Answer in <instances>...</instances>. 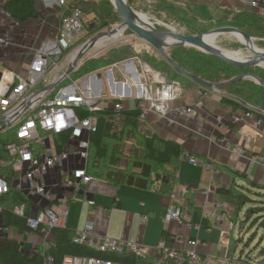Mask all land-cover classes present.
I'll return each instance as SVG.
<instances>
[{
    "label": "crops",
    "instance_id": "crops-1",
    "mask_svg": "<svg viewBox=\"0 0 264 264\" xmlns=\"http://www.w3.org/2000/svg\"><path fill=\"white\" fill-rule=\"evenodd\" d=\"M7 1L0 0V37L3 39L0 42V73L3 68H8L16 74L24 75L33 50L42 41L56 36L64 7L58 5L56 0H34L38 17L20 22L4 9ZM130 5L148 20L155 22L157 28L165 29L174 24L199 33L221 27L241 30L244 27L241 17L246 14L255 13L264 17V3L252 7L243 0H130ZM87 16H84V21ZM105 38L111 42L110 37H103L99 41ZM142 43L140 41L138 47L140 52L143 48L148 49ZM96 46L100 45L97 43ZM144 65L147 64L136 56L129 61L112 64L106 70L105 81L103 75L100 82L96 78L92 79L96 74L92 73L76 83H79L81 89L89 90L107 101L109 108H113L112 100L120 101L122 109L134 108L140 101L138 85L146 82ZM121 82L125 83V88L124 96L119 99ZM222 93L216 87L205 89L193 86L186 90L180 87L179 96L169 102L165 118L148 112L144 118L139 116L141 125L135 130L139 136L156 135L178 143L195 157L211 163L212 170L193 166L186 160L180 161L175 169L167 165L163 171L173 175L175 185L172 192L166 194L160 191L162 184L154 174L147 188L124 183L112 184L96 173L97 169H89L86 161V169L92 179L74 189L64 185V179L74 168L83 167L85 163L71 153L62 166L51 168L41 179V183L50 192V199L24 191L27 187L25 180L21 181L22 189H18L17 176L13 187L22 191L30 200L29 217L43 207H50L57 212L67 207L68 213L60 226L76 231L86 222H92L96 235L136 241L146 249H152L162 239L195 235L193 230L176 222L164 221L163 215L170 203L179 209L196 210L200 221L206 218L208 225L215 226V209H227L231 215L234 209H238L228 194L218 192L217 189L240 190V187L247 186L237 173L264 186V120L255 113L232 110L220 101ZM197 99H201L203 105L194 116L178 113L179 107L191 105ZM66 141H63L62 149L72 151L74 141ZM134 147L137 146L133 139L125 141L124 155L130 157ZM236 147L243 153L236 150ZM122 158L120 166L124 167L128 158ZM89 200L93 204H88ZM0 235L15 237L22 249L30 253H34L37 247L46 246L47 241L53 239L52 234L45 238L42 230L33 229L20 234L16 227L3 226L1 218ZM197 235L200 251L212 254L222 251L220 236L216 231H200ZM151 251L143 260L151 263L154 254ZM67 259L64 264H67Z\"/></svg>",
    "mask_w": 264,
    "mask_h": 264
},
{
    "label": "built area",
    "instance_id": "built-area-1",
    "mask_svg": "<svg viewBox=\"0 0 264 264\" xmlns=\"http://www.w3.org/2000/svg\"><path fill=\"white\" fill-rule=\"evenodd\" d=\"M58 5L65 6V0H56ZM252 7L264 3V0H243ZM83 13L79 8L61 16L58 32L52 39H46L33 50L32 57L24 75L3 68L0 73V132H11L13 138L6 144V150L14 159V168L18 171L17 188L22 189L21 181L27 182L24 189L27 193H36L44 199H50V192L41 183L43 176L53 167L62 166L71 153L76 154L84 163L83 167L74 168L64 179V185L77 189L80 184L88 183L92 177L86 171V161L89 156V134L96 130V114L106 109L109 104L99 95L83 90L70 74L63 77L72 56L66 59L64 69L59 61L64 53H68L73 43L79 40L83 32ZM141 44L148 49L151 46L137 36L132 38L135 46ZM0 42L3 39L0 37ZM76 67V66H75ZM75 67L73 70H75ZM56 73L51 79L49 75ZM146 82L139 83L140 101L138 109L140 117L148 112H154L166 117L169 102L176 99L180 93L179 83L166 79L160 72L144 65ZM55 87L48 88L59 79ZM67 81L66 84H63ZM62 83V84H61ZM121 94L124 96L125 83H120ZM203 105L201 99L193 104L177 109L180 115L194 116ZM115 110L122 109L120 101L112 100ZM85 114V115H84ZM248 114V113H247ZM246 114V115H247ZM237 119V118H236ZM66 134L67 141H74L72 151L56 150L55 136ZM66 141V142H67ZM240 153L243 151L236 147ZM186 161L206 170H212V165L198 157L187 155ZM9 191L5 178L0 176V200ZM88 204H93L92 200ZM14 212L22 215L24 205H17ZM215 226H204L200 220H193V209H179L170 203L164 212L165 222H176L178 225L195 232L194 236L175 237L170 240H160L152 249H146L136 241L116 239L96 235L92 222L74 231L73 241L85 244L100 253L112 256H133L146 259L151 252L153 258L150 264H264L260 262L262 255L256 257L237 251L232 243L231 233L237 222L231 219L227 209H215ZM67 207L54 211L50 207L40 208L35 215L27 218L28 227L37 229L42 226L45 238L50 229L59 226L67 215ZM202 217V216H201ZM239 229H241L238 226ZM200 231H216L220 236L222 251L219 254L200 251ZM235 244H238L235 241ZM50 256L44 264H51ZM67 264H123L120 261L96 256H70Z\"/></svg>",
    "mask_w": 264,
    "mask_h": 264
},
{
    "label": "trees",
    "instance_id": "trees-1",
    "mask_svg": "<svg viewBox=\"0 0 264 264\" xmlns=\"http://www.w3.org/2000/svg\"><path fill=\"white\" fill-rule=\"evenodd\" d=\"M100 1L104 6L103 8L91 1L88 10H83L81 6L76 4L79 2L85 4L89 0H69L64 6L63 14L79 8L83 13V32L95 35L104 28H108L111 24L118 23L121 20L111 0ZM126 1L130 4V0ZM4 9L20 22H26L38 17L34 0H8L4 5ZM90 14H94L92 22L85 23L84 16ZM241 20L244 24V27L241 28L242 31L252 38H259L264 41V17L251 13L242 16ZM129 53L125 49L120 50L117 53H113L108 62L104 64H99V61L92 62L83 70L89 72L100 66L120 61L126 58ZM166 53L170 60L185 72H179L165 59L148 58L166 79L171 77L177 80L183 90L193 86H201L191 79L189 74L206 82L214 83L216 88L223 92L220 97V101L223 104L229 106L232 110L241 109L248 113H255L264 120V86L256 83L252 78H240L232 81L238 75L252 74L264 83V71H256L259 66H234L194 47L174 45L168 48ZM70 76L72 79H76L82 74L72 72ZM66 83L67 81L63 84ZM203 88L208 89L206 87ZM137 104L134 108L120 110L106 107V109L95 113L96 130L89 134L87 165L89 169H97L98 172L96 173L104 176L112 184L124 183L137 188L150 186L151 175L154 174V177L160 180L162 184L160 191L170 194L175 185V178L171 173L163 171L164 167L170 165L172 169H175L180 161L186 160L187 155H195L185 150L178 143L159 138L156 135H136L135 130L141 125L139 121L140 110ZM12 138L11 132H0V176L5 178L9 185V191L0 200L2 205L0 218L3 226L16 227L21 234L24 231L33 230L27 224L31 204L27 195L13 187L18 171L14 168L13 157L6 150V144ZM129 139H133L137 146L132 149L130 157L124 155L125 141ZM59 140H62V142ZM65 140H67L66 134L55 136L57 151L62 149L63 141ZM124 156L128 158L127 164L121 167L120 163ZM86 171L89 174L87 169ZM237 174L246 182L247 186L240 187V190L233 188L217 189L218 192L228 194L237 205L238 209H234L231 219L234 220V216H237L245 206L244 219L240 221L242 226L239 227L242 228L250 219L251 225L260 221H263L262 224L260 223V225H263L264 186L249 181L239 173ZM17 205H24L22 215L14 212L13 208ZM197 215L195 210L193 220H199ZM201 222L204 226L208 225L206 218H202ZM42 229L43 227L39 226L34 230L40 231ZM49 234H52L53 239L49 242L47 241L46 246L37 247L34 253L24 251L15 237L0 235V264H44L47 256L51 257V264H64L65 258L70 256H96L117 260L124 264H150L149 261L143 259L127 258L128 255L112 256L100 253L85 244L76 243L73 241L74 231L63 226L52 227ZM253 236L254 234L251 235L250 240L253 239ZM259 254L263 256L260 262H264V247L259 250Z\"/></svg>",
    "mask_w": 264,
    "mask_h": 264
},
{
    "label": "water",
    "instance_id": "water-1",
    "mask_svg": "<svg viewBox=\"0 0 264 264\" xmlns=\"http://www.w3.org/2000/svg\"><path fill=\"white\" fill-rule=\"evenodd\" d=\"M111 1L122 22L117 27L111 30L96 33L82 46H80L72 56V60L70 61L68 68L64 72L63 77L73 71L74 67L77 65V60L82 56V54L90 48L96 46L101 38L112 37L113 35H116L118 33L122 35L127 29L132 31L134 35L144 40L151 47H153L163 59L170 62L181 73L185 72L181 68H179L176 63L172 62L166 53V50L174 45L197 48L202 52L214 55L217 58L238 67L261 66V64L264 63V50L257 48L253 43V38L248 36L244 31L240 29L234 27H221L196 35L180 34L175 32L169 26H166V29L157 28L155 26V22L148 20L145 15L136 12L126 0ZM142 17H144V19ZM222 33H228L236 36L242 42V44L247 46L248 51L251 53L250 56L246 58H238L236 57L235 53L232 54L217 47L214 44L215 39ZM204 36H209L211 38V42H204ZM101 76V73H96L92 76V79L96 78L100 82ZM63 77L55 83L49 85L48 88H52L58 85ZM189 77L203 87H216L214 83L206 82L192 74H189ZM246 77H251L256 83L264 86V83H262L255 75L252 74L238 75L234 77L232 81Z\"/></svg>",
    "mask_w": 264,
    "mask_h": 264
},
{
    "label": "rangeland",
    "instance_id": "rangeland-1",
    "mask_svg": "<svg viewBox=\"0 0 264 264\" xmlns=\"http://www.w3.org/2000/svg\"><path fill=\"white\" fill-rule=\"evenodd\" d=\"M68 1L69 0H65V2H68ZM91 1H94L97 5H99L100 8L104 7L100 0H89V2H87L85 4H82L79 2L76 5L81 6L83 8V10H88V7L90 6ZM136 12L139 13L140 11H136ZM93 18H94V14H90L89 16H87V18H85V20H86L85 23H89V22L91 23ZM121 22H122V20H120L118 23L115 22V23L111 24L110 27L104 28L101 31H107L111 28L113 29V28L117 27ZM170 26L172 27V29L175 32L180 33V34L196 35V34L202 33V32L199 33L197 31H194L193 29H188V28L178 26V25H174V24H171ZM93 35L94 34L90 35L87 32H82L78 37L79 40H77L75 43H73L69 52L64 53V55L61 57V60L59 61V65H61L64 69H66L67 68V67H65L66 59L71 57V55L73 53H75V51L78 50L79 47L82 46ZM132 35H133V32L130 31L129 29H127V30H125V32L122 35L118 36V40H116L115 42H113V43L109 42L105 38L104 40H101L98 42V45H100V46H94L93 48H90L85 53H83L82 56L77 60V63H76L77 65L75 67V70L72 71V72H78V73L82 74V76H80L76 79H73V80H76L78 82L79 80L86 78L89 74L97 73V72H103L102 75H103V78L105 81L106 70L109 69L112 66V64L118 63V62L129 61L132 58H135L136 56H138V58L141 60V62L147 64L148 66H150L153 69H156V67L153 66L152 62L148 60V58H153L156 60H163L161 55L153 47L151 49L143 48L140 52L138 50V46H135V44H133V42H132V38H133ZM253 43L257 48L264 50V41L263 40H260L259 38H256V39L254 38ZM214 44L226 52H229L232 54L235 53L236 57H238V58H246V57L250 56V54H251L248 51L247 46L242 44V42L236 36H234L232 34L223 33V34L219 35L215 39ZM186 47H188V46H186ZM123 49H125L127 52H130L126 58H124L120 61H116L114 63H111L109 65L100 66L99 68H97L95 70H91L89 72H85L83 70L85 67H87L92 62L99 61L100 62L99 64H104L105 62H108L113 53H117ZM256 71H264V63L261 64V66L257 67ZM55 74L56 73H52L51 75H49L47 77V79L52 78ZM167 78L178 82L177 80H174L171 77H167ZM233 213H234V210H233ZM244 214H245V209H241V211L238 213V215L234 216V220L237 222V225H236L237 227H235L231 233L232 243L234 244L237 251L243 250L244 253H247L251 256L256 255V257H257L260 255L259 250L262 247H264V226H263L264 224L260 225V223L262 224V222H263V221H260L256 224L251 225L250 224L251 219H250L244 224V226L241 229H239L238 226H242L240 221L244 219ZM263 214H264V211H263ZM252 234H254V236H253V239L250 240L251 239L250 237ZM235 241H237L238 244H235Z\"/></svg>",
    "mask_w": 264,
    "mask_h": 264
},
{
    "label": "bare ground",
    "instance_id": "bare-ground-1",
    "mask_svg": "<svg viewBox=\"0 0 264 264\" xmlns=\"http://www.w3.org/2000/svg\"><path fill=\"white\" fill-rule=\"evenodd\" d=\"M144 19V17H142ZM118 36H120V33L113 35L111 38V42H115L116 40H118ZM203 41L206 43H210L211 42V38L209 36H204L203 37Z\"/></svg>",
    "mask_w": 264,
    "mask_h": 264
}]
</instances>
